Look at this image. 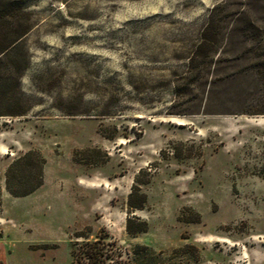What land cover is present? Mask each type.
<instances>
[{"label": "rangeland", "instance_id": "obj_1", "mask_svg": "<svg viewBox=\"0 0 264 264\" xmlns=\"http://www.w3.org/2000/svg\"><path fill=\"white\" fill-rule=\"evenodd\" d=\"M17 10L31 29L0 54V264H73L77 233L115 241V264H264V0ZM29 149L43 183L11 196L4 171Z\"/></svg>", "mask_w": 264, "mask_h": 264}, {"label": "trees", "instance_id": "obj_2", "mask_svg": "<svg viewBox=\"0 0 264 264\" xmlns=\"http://www.w3.org/2000/svg\"><path fill=\"white\" fill-rule=\"evenodd\" d=\"M4 6L6 8L5 14L0 17L6 16L10 20H0V34L2 35L0 39V54L2 55L12 49L31 29V23L21 22L19 17L20 11L17 10L22 9L23 0H7ZM10 11H14V13L9 14ZM217 28L213 17L208 16L200 34L201 42L210 39ZM199 47L198 45L196 50ZM4 114L0 104V115ZM7 114L20 115L22 112L10 111ZM250 114H264V110L251 112ZM44 162V158L38 151L32 149L25 151L21 156L13 159L4 171V187L7 193L11 196L19 197L26 196L38 189L43 183ZM143 175L144 170H139L138 175L134 178L135 185L131 186V191L128 194L127 209L129 213L133 210H141L146 201L145 194L139 190L140 184L148 182V178L143 180L140 178ZM146 230L147 223L145 220L138 217H128L126 219L125 231L128 235L134 236ZM75 238H82V240L74 242V247L71 251L73 264H115L120 256L119 252H114L116 249L114 247L115 241L107 240L106 236L99 235L94 239H89L87 236L77 233L75 234ZM141 247L145 248L144 246L137 245L134 253H138L137 249H141Z\"/></svg>", "mask_w": 264, "mask_h": 264}, {"label": "crops", "instance_id": "obj_3", "mask_svg": "<svg viewBox=\"0 0 264 264\" xmlns=\"http://www.w3.org/2000/svg\"><path fill=\"white\" fill-rule=\"evenodd\" d=\"M6 149H8V146H6L5 144H3L2 142H0V154L3 155L6 151ZM3 151V152H2Z\"/></svg>", "mask_w": 264, "mask_h": 264}]
</instances>
